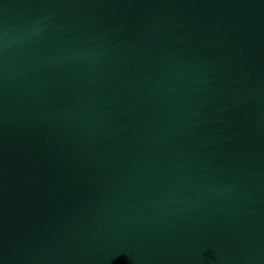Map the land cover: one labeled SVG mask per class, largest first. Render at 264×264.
<instances>
[{
  "label": "water",
  "instance_id": "obj_1",
  "mask_svg": "<svg viewBox=\"0 0 264 264\" xmlns=\"http://www.w3.org/2000/svg\"><path fill=\"white\" fill-rule=\"evenodd\" d=\"M0 264H264V0H0Z\"/></svg>",
  "mask_w": 264,
  "mask_h": 264
}]
</instances>
